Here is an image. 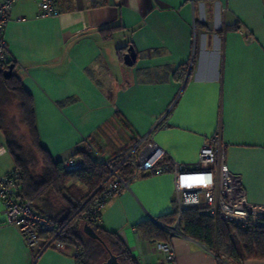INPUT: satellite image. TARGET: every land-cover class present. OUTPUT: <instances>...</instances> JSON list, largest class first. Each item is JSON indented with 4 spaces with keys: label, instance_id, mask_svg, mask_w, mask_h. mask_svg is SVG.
I'll return each instance as SVG.
<instances>
[{
    "label": "crops",
    "instance_id": "1",
    "mask_svg": "<svg viewBox=\"0 0 264 264\" xmlns=\"http://www.w3.org/2000/svg\"><path fill=\"white\" fill-rule=\"evenodd\" d=\"M53 8L41 16L36 0H14L4 28L15 74L32 96L41 144L54 160L80 151L94 162L142 138L157 144L167 171L133 176L101 210V227L139 264H235L179 224L169 263L156 239L136 226H171L158 219L175 210L176 188L200 190L213 181L208 167L192 165L214 134L246 200L264 204V0H57ZM129 46L135 60L126 65ZM4 155L0 177L14 170ZM173 161L184 168L174 173ZM50 200L60 206L54 195ZM45 244L41 235L28 248L5 223L0 200V264H76L73 247Z\"/></svg>",
    "mask_w": 264,
    "mask_h": 264
},
{
    "label": "trees",
    "instance_id": "2",
    "mask_svg": "<svg viewBox=\"0 0 264 264\" xmlns=\"http://www.w3.org/2000/svg\"><path fill=\"white\" fill-rule=\"evenodd\" d=\"M105 30L110 28L103 31ZM9 65H13L12 73L9 78H5L3 71ZM15 68L16 64L11 58L6 65H0V132L6 151L14 162L13 171L18 177L19 197L33 202L35 209L47 216L54 225V231H58L47 247L54 242L73 247L76 264H91L92 261L100 259L103 253L108 255L107 250L117 257L120 264H139L115 233L104 230L95 220L82 216L88 197L99 193L111 180L105 160L94 162L86 152L77 151L70 156L77 157L81 161V167L71 171L62 169L61 160H54L39 140L32 96L15 74ZM34 153L40 159V171L36 168ZM120 155V152L114 155L112 160L118 162ZM117 171L122 177L128 178L133 175L134 169L131 164L124 162ZM78 184L87 192H83ZM53 195L60 206L55 207L50 200ZM175 219L174 210L160 217L158 221L169 226ZM84 223L95 230L105 246L83 233ZM179 226L188 237L235 264H240L244 259L264 261V227L214 219L200 214L196 207L181 213ZM136 230L147 239H170L167 230L150 221L138 224ZM47 239L46 236V241ZM95 243L100 246L97 250Z\"/></svg>",
    "mask_w": 264,
    "mask_h": 264
},
{
    "label": "built area",
    "instance_id": "3",
    "mask_svg": "<svg viewBox=\"0 0 264 264\" xmlns=\"http://www.w3.org/2000/svg\"><path fill=\"white\" fill-rule=\"evenodd\" d=\"M41 10L40 15H53L56 0H36ZM14 0H0V65H6L10 60L8 44L4 38V28L9 19V12ZM21 19V18H18ZM6 148L0 145V156ZM120 160H105L111 180L99 193L91 195L82 210V216L93 219L98 224L101 222V210L107 201L119 194L128 186L131 178L141 172L159 174L167 171V167L159 166L164 158L163 149L153 142H145L142 138L136 144L120 152ZM127 162L132 165L133 175L124 178L118 173L120 164ZM64 171L77 170L81 161L74 156L61 160ZM174 173L184 167L176 162H171ZM208 167L214 179L200 190L180 191L176 188L175 222L165 227L170 237L177 234V227L181 213L188 208H198L200 214L211 218H220L230 223L264 227V204L252 203L246 200L239 176L232 174L225 163V145L217 134L210 136L202 143L198 159L192 169L199 170ZM19 184L17 174L12 171L0 177V200L3 205L5 223L14 225L20 232L25 245L34 249L42 234L48 237L44 247H47L58 231L49 218L38 212L33 202L19 197ZM155 248L161 252L169 263L175 261V253L169 240L156 241Z\"/></svg>",
    "mask_w": 264,
    "mask_h": 264
},
{
    "label": "water",
    "instance_id": "4",
    "mask_svg": "<svg viewBox=\"0 0 264 264\" xmlns=\"http://www.w3.org/2000/svg\"><path fill=\"white\" fill-rule=\"evenodd\" d=\"M134 60H135V51H134L132 46H129L123 55L124 64L131 65ZM12 69H13V65H9L8 68H6L3 71V75L5 78L10 77V75L12 73ZM82 231L87 237L94 239V240H97L104 245L100 236L87 223H84V225L82 227ZM107 252H108V258L106 260H104L103 262H101L100 264H120L117 257L114 254H112L109 250H107Z\"/></svg>",
    "mask_w": 264,
    "mask_h": 264
},
{
    "label": "rangeland",
    "instance_id": "5",
    "mask_svg": "<svg viewBox=\"0 0 264 264\" xmlns=\"http://www.w3.org/2000/svg\"><path fill=\"white\" fill-rule=\"evenodd\" d=\"M24 143H27V142L25 141ZM5 148H6V147H5ZM6 150H7V149H6ZM123 150H124V148H122L119 152H121V151H123ZM4 154H5L4 156H6V157H8V158H11V155H10V153H9L8 151H6ZM35 154H36V153H34V155H35ZM34 161H35V164H36V168H37V170L40 171V169H41V166H40L41 163H40V159L38 158L37 155H35V157H34ZM12 162H13V160H12ZM13 167H14V162H13ZM95 244H96V243H95ZM96 245H97V244H96ZM96 245H95V247H96V250H97L98 248H100V246H99V245L96 246ZM107 258H108V255L103 253V255L100 257V259H98L97 261H92L91 264H100V262L106 260Z\"/></svg>",
    "mask_w": 264,
    "mask_h": 264
}]
</instances>
